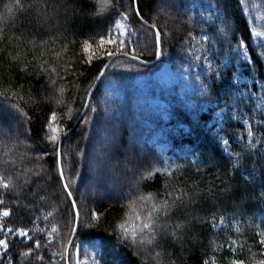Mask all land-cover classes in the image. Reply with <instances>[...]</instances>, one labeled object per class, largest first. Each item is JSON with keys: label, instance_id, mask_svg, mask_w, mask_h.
<instances>
[{"label": "trees", "instance_id": "trees-1", "mask_svg": "<svg viewBox=\"0 0 264 264\" xmlns=\"http://www.w3.org/2000/svg\"><path fill=\"white\" fill-rule=\"evenodd\" d=\"M7 1L14 7L12 13H5L4 4L0 9V91L10 88L23 99L6 92L10 99L0 96V104L16 113V120L21 115L12 103L27 113L30 119L23 116L24 125L17 124L16 130L24 127L26 141L34 146L29 151L18 148V158L10 150L0 154V173L5 180L12 178L8 189L0 188V211L10 213L0 216V240L8 244L7 249L0 247V264H77L83 250L92 253L96 248L98 264L264 260V245L258 242V233L264 231V38L251 36L253 28L264 31V0H246L247 14L238 0H139L143 20L135 15L133 0H118V7L101 15L96 14V0H20L23 10L15 7L16 0ZM117 21H124L129 30L124 47L101 50L99 37L109 28L113 34ZM153 24L161 33L158 61ZM226 25L230 30L224 36L219 30ZM85 40L92 45L88 52ZM241 40L247 58L238 49ZM106 51L116 56L74 126L113 56ZM208 56L211 70L197 75L196 62ZM165 61L173 71L168 83L156 76ZM25 66L27 71H21ZM59 99L63 103H57ZM221 106L228 114L219 125L212 114ZM53 111L60 128L55 142L46 138L52 134L47 125ZM69 129L61 147V179L59 139ZM224 139L234 155L225 151ZM127 149L147 166L141 174L160 169L147 179L134 178L139 184L132 189L122 166ZM39 170L42 173L28 177ZM238 185L246 189L243 201L231 192ZM67 190L80 213L68 257L76 219ZM169 192L173 197L183 192V202H177L168 217L161 216L154 244L117 239L118 223L126 221L132 231L140 225L137 216L142 219L151 210L150 204L136 199L139 193L171 202ZM177 223L185 227L174 240L169 233ZM232 241L235 252L230 250Z\"/></svg>", "mask_w": 264, "mask_h": 264}, {"label": "snow or ice", "instance_id": "snow-or-ice-1", "mask_svg": "<svg viewBox=\"0 0 264 264\" xmlns=\"http://www.w3.org/2000/svg\"><path fill=\"white\" fill-rule=\"evenodd\" d=\"M133 3L135 4V8H134L135 15L140 17L141 20H143V16L141 15V9H140V6H139V0H133ZM96 4H97V13L96 14L97 15H101V14H104V13L108 12L110 9H112L114 7H118V0H115V2H114V0H96ZM238 4L240 6H242L243 12L245 14H247L248 6L246 4V0H238ZM5 7H6L8 13H12L13 12V7H14L13 5H6ZM15 7L20 9V10H23V5L20 4V0H16ZM119 15L124 16L125 19L128 18L127 14L123 13V12L119 13ZM211 18L212 17L209 16V19H211ZM144 22L147 23V21H144ZM113 26L117 29V31L120 33V35L123 34L124 25L121 22L117 21ZM152 27L155 29L156 25L153 24ZM229 30H230V28L226 25L224 27H221L219 31L224 36H227ZM251 36L264 38V31H259L258 32V31H256L253 28V29H251ZM192 39L194 40L195 37L192 36ZM201 39L203 41H208L209 37L207 35H203L201 37ZM155 41H156V44H157V52H156V54L159 56L161 54L160 49H159V45L161 43V33H160L159 29H157L156 32H155ZM110 44L117 45V51L122 49L124 47V45H125V42L123 40H120L119 36L111 35V28H109L108 33L106 35H102V36L99 37V39H98V47L101 50H104V46L105 45H110ZM91 47H92V45L90 44V42L88 40H85L83 42V48H84L85 52H88ZM192 47L194 49L195 45H192ZM238 49L239 50H244L243 51V55L245 56V58H247L246 45L244 44L243 40L238 42ZM105 54H107L109 56H112L115 53L112 52V51H106ZM261 55H264V53H261ZM200 58L201 57L199 55L195 56V59H197V60L200 59ZM12 59H16V58L13 57ZM133 59H136V57L133 56ZM91 60H92V56L89 55L88 56V62L90 63ZM20 70L21 71H27V67L25 66V67L21 68ZM41 70L42 71L44 70L43 66H41ZM52 71L55 72V69H52ZM217 75H219V73ZM52 83H55V81H52ZM59 91L62 94L64 89L60 88ZM6 92H11V89L10 88L3 89V91H0V96H4V98L6 100H8V99H10V97L5 95ZM16 97H19V99H23L22 96H19L18 92H11V98H16ZM56 102L57 103H63V100L59 99ZM11 108L14 109L21 116H25L27 119H30V117H27V113H25L23 111V109H21L18 104L12 103L11 104ZM71 112H72V109L69 108L68 109V118L69 119H71V115H70ZM236 118H238V117H236ZM57 119H58L57 113L55 111H53L51 113V116H50V119H49V123L47 125V127L49 128V130H50V132L52 134L46 137L51 142L57 141L58 135H59V132H60V128L56 124ZM245 124L248 125V122L245 121ZM247 136L249 138L253 137V132L251 131V126L250 125L247 126ZM249 143L251 144V139L249 140ZM228 144H229V141L227 139H224L223 140V145L225 146V151L228 152V154L230 156L234 155L233 153L228 151V147H227ZM57 154H59V153L57 152ZM5 155H7V152H5ZM5 162L7 163V161H5ZM12 163H15V161H12ZM28 171H31V170H28ZM159 171H160L159 168H155L153 171H149L147 173V176L141 174V179H147V178H149V177H151L153 175V172H159ZM168 174L171 175V173H168ZM60 176H61V179H63L64 174H63V170L62 169L60 171ZM25 182L27 183V181H25ZM138 184H139V181L136 182V186H138ZM11 185H12V178L8 177L7 180H5L4 175L2 173H0V188L8 189ZM64 187L67 188L68 185L65 184ZM231 192H232L233 195H239L241 197L242 201H243L244 197L246 196V189L242 185H238L236 188L231 189ZM67 194H68V196L72 195L71 192H68ZM166 195L168 197H172L171 202L167 198L163 199V200H160V201H157L156 197L151 195V194L145 195L143 193H139L137 195L136 199L138 201H140V202L150 204L151 210L146 215H144V217L142 219H141V217L139 215L137 216V219L140 220L141 222H140L139 227L134 229V230H132V231H129V228L127 226V222L126 221H122V222L118 223L117 226H116L117 239L118 240H123V241H130L132 244H136V243H139L141 245H143V244H148V245L154 244L157 241L158 236H159V234L161 232V229H162V225L160 223L161 216L168 217L170 215V212H171L172 208L177 206V202H180V203L183 202V197H184V193L183 192H181L180 195H176L174 197H173V194L170 193V192L167 193ZM2 203H3V201L0 200V204H2ZM133 203H135V201H133ZM76 207H77L76 203H75V201H73L72 202V208L76 209ZM9 215H10V213L7 210L0 211V216L7 217ZM48 215L50 216L51 213H49ZM79 217H80V213L77 210L75 212V219L79 220ZM93 218L96 219L97 217L94 216ZM45 219H47V217H45ZM215 220H216V217H213V227L216 226L215 225ZM219 221H220L221 224L224 223V217H220ZM0 227H2V225H0ZM184 227H185V225L177 223L175 225L173 231L171 233H169V234L173 237L174 240L180 239V237H178L176 235V232H177V230H182ZM72 230L75 231L76 229L73 228ZM235 230L237 232H240V228L239 227H236ZM11 231H12V229L9 228L8 232H11ZM17 231L19 232L20 235L27 236V232H25L23 229H19ZM51 231L53 233H55L57 231V228L54 226V227H52ZM258 235L261 237V239L258 241L259 244L260 245H264V231L258 233ZM235 244H236V242L232 241L233 247H231V249H230L232 252L236 251ZM39 246H40L39 242H37L36 243V247H39ZM0 247H3L5 249H7V247H8L7 241L6 240H0ZM28 254L29 253H24V255H28ZM262 254H264V253H262ZM156 255L158 257L160 254L157 253ZM97 264H98V262H97ZM170 264H174V262H170ZM202 264H209V260H207V259L204 260L202 262ZM212 264H216L215 258H212ZM230 264H245V262L242 261V260L233 259L232 261H230ZM257 264H264V260H261V261L257 262Z\"/></svg>", "mask_w": 264, "mask_h": 264}, {"label": "rangeland", "instance_id": "rangeland-1", "mask_svg": "<svg viewBox=\"0 0 264 264\" xmlns=\"http://www.w3.org/2000/svg\"><path fill=\"white\" fill-rule=\"evenodd\" d=\"M169 0H164L165 3H168ZM0 9L3 10L4 8H6L5 6L8 4L10 5V1L5 2V0L2 2H0ZM13 5V4H12ZM5 13H8L7 10H4ZM4 13V12H3ZM4 22L3 21V15L0 13V23ZM124 25V29H123V34L120 35V33L117 31V29H115V32L111 35L113 36H119V39L122 40L124 38H126L128 36V27L126 25V23L124 21H119ZM115 46L117 48V45L115 44H110V45H105V47H109V46ZM196 69H195V73L198 75L200 73H207L211 70L212 67V57L208 56L206 57L203 61H197L196 64ZM172 68L170 66V63L168 61H165V63L162 65V67L156 72V76L160 77L162 82L168 83L169 81L172 80L173 78V74H172ZM90 93V92H89ZM227 108L225 106H221L217 109H215L213 111L212 114V121L217 123V124H222L226 118H227ZM16 113H13L7 106H3L2 104H0V126L2 127L0 129V154L1 152H3V154L5 155V152H9L12 151V156H16L15 154L16 150L20 149H25L27 151H29V149L31 147H33L34 145L30 144L28 141H26V136L24 137V135H26L27 133H25L24 127L21 129L16 130V125L20 123V125H24V117L20 116V119L16 120V118H18ZM16 122V123H15ZM10 135L14 136L12 138V142L10 140ZM22 135V137H21ZM63 142V141H62ZM4 144H6L5 149L1 148V146ZM162 150L166 149V145L161 146ZM6 150V151H4ZM19 157V156H18ZM17 157V158H18ZM172 157V155H171ZM6 160L9 161L8 157L6 158ZM11 163L12 161H15L13 158L10 159ZM131 165H128V164ZM123 169L124 171L127 172L126 176L128 177V180H130L131 184H128L129 188H134V186L136 185V183H134V178L135 179H140L141 173H143V167L144 169L147 167L143 161H136L135 158V154L133 155L132 152L130 151V149H127V151L125 152V158H124V162L122 163ZM132 166V167H131ZM125 172V173H126ZM40 174L42 173L41 170H39L38 172H33L30 173L28 177L31 176H35L36 174ZM124 173V174H125ZM128 173H130L128 175ZM25 177V176H24ZM133 178V179H132ZM123 179H127V178H123ZM24 180V181H23ZM23 183H25V179H23ZM128 192V191H127ZM126 194V191H125ZM84 249H86L84 247ZM118 259L115 258V261H117ZM97 262V248L92 252L89 253V251L83 250V256H79L77 259V264H95Z\"/></svg>", "mask_w": 264, "mask_h": 264}, {"label": "water", "instance_id": "water-1", "mask_svg": "<svg viewBox=\"0 0 264 264\" xmlns=\"http://www.w3.org/2000/svg\"><path fill=\"white\" fill-rule=\"evenodd\" d=\"M159 49H160V45H159ZM126 55H128V56L131 57V58H133V55H130V54H126ZM114 56H116V55H113V56L109 59V61L106 63V65H105L104 68L102 69L101 73L99 74L98 78L96 79V81H95L94 85L92 86V88H91V90H90V93H89V95H88V97H87V99H86L85 106H84L83 110L81 111L80 115L78 116L77 120L75 121L74 126L80 121V119L83 117L84 113L86 112V110H87V108H88V105H89V102H90V99H91V96H92L94 90L96 89V87H97V85H98V83H99V81H100L102 75L104 74V72H105V70H106L108 64L111 62V60L114 58ZM135 57H136V56H135ZM160 57H161V54H160L159 56L157 55L155 61H158V60L160 59ZM135 60H136V61H139V62H142V63H148L147 61H144V60L140 59L139 57H136ZM74 126H72L71 128H73ZM69 131H70V129H69V130H66V131L62 134V136L60 137V139H59V153H60V147H61V145H62V141H63L64 137L69 133ZM59 158H60V156H59ZM59 163H60V167H61L60 159H59ZM69 197H70L71 201L73 202L74 199L72 198V195L69 196ZM75 211H77V208L75 209ZM76 225H77V221H76ZM75 229H76V228H75ZM75 232H76V230L73 231V236H72V238H71V240H70V243H69L68 247L70 246V244H71V242H72V240H73V238H74Z\"/></svg>", "mask_w": 264, "mask_h": 264}, {"label": "bare ground", "instance_id": "bare-ground-1", "mask_svg": "<svg viewBox=\"0 0 264 264\" xmlns=\"http://www.w3.org/2000/svg\"><path fill=\"white\" fill-rule=\"evenodd\" d=\"M76 212V211H75Z\"/></svg>", "mask_w": 264, "mask_h": 264}]
</instances>
